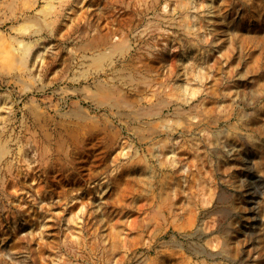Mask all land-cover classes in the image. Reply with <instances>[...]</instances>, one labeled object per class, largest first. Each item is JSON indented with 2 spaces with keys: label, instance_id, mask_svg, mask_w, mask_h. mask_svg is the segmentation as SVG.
Listing matches in <instances>:
<instances>
[{
  "label": "rangeland",
  "instance_id": "rangeland-1",
  "mask_svg": "<svg viewBox=\"0 0 264 264\" xmlns=\"http://www.w3.org/2000/svg\"><path fill=\"white\" fill-rule=\"evenodd\" d=\"M49 1L0 0V264H264V0Z\"/></svg>",
  "mask_w": 264,
  "mask_h": 264
},
{
  "label": "bare ground",
  "instance_id": "bare-ground-1",
  "mask_svg": "<svg viewBox=\"0 0 264 264\" xmlns=\"http://www.w3.org/2000/svg\"><path fill=\"white\" fill-rule=\"evenodd\" d=\"M47 5L49 6V8L48 9H41V13L43 14V16H45V17H49L50 15H51V9L53 8V2H52V0H50L49 2H47ZM44 20V19H43ZM52 22V21H51ZM13 48V50H16V51H18V52H20V54L21 55H23V58L25 59L24 60V64H25V66H26V69L27 70H30V68H29V64H28V62H29V55H30V50H31V48H30V44H26L25 46H23L22 48H18V47H15V46H13L12 47ZM15 51V52H16ZM171 72H172V69H170L169 70V74H168V77H170L171 76ZM33 124H34V126H38V122L37 121H34L33 120ZM38 128V127H37ZM170 147V146H169ZM166 151V150H165ZM168 153V152H167ZM169 153H171V155L170 156H168V158H167V160L169 161V163L170 164H173V163H177V161H176V158H175V153H174V150H173V146H171V148H170V150H169ZM178 165V164H177ZM184 165V164H183ZM179 167V166H178ZM173 169V168H172ZM177 172V171H176ZM183 174V173H182ZM187 175H190V173L189 174H187ZM186 175V176H187ZM181 176V175H180ZM185 176V177H186ZM187 179H188V177H187ZM186 179V180H187ZM173 181V180H172ZM180 182V181H179ZM182 182V181H181ZM186 183V182H185ZM175 184V183H174ZM177 184H179V183H177ZM175 195V194H174ZM203 202H205V201H203ZM177 203V202H176ZM168 215H173V209H171V211H170V213L168 214V211H167V216ZM197 230V229H196ZM195 232V231H194Z\"/></svg>",
  "mask_w": 264,
  "mask_h": 264
}]
</instances>
